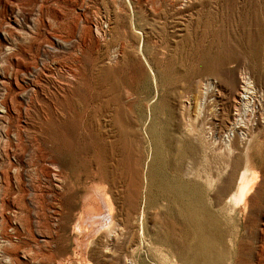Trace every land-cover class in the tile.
I'll return each instance as SVG.
<instances>
[{"label": "rangeland", "instance_id": "374dc122", "mask_svg": "<svg viewBox=\"0 0 264 264\" xmlns=\"http://www.w3.org/2000/svg\"><path fill=\"white\" fill-rule=\"evenodd\" d=\"M119 125L134 167L164 129L232 264H264V0H0V264H158L167 201Z\"/></svg>", "mask_w": 264, "mask_h": 264}, {"label": "bare ground", "instance_id": "6f19581e", "mask_svg": "<svg viewBox=\"0 0 264 264\" xmlns=\"http://www.w3.org/2000/svg\"><path fill=\"white\" fill-rule=\"evenodd\" d=\"M110 75L111 74L107 69L100 71L101 77L100 76L99 77L101 78L102 83L108 82L110 79ZM107 87L109 88V86ZM109 100L108 102L111 101ZM105 102H107V100ZM104 108L106 109L107 107ZM8 110L9 109L6 110L7 113ZM101 110H103V108ZM115 118H117V116ZM117 132L119 135L118 137L121 139L120 142L124 146L123 150H125L124 152H126L124 153L125 155L122 153L125 156L124 158L125 162H123L124 169L122 168V170H125L126 173L129 174L130 171L132 172L134 169H136L137 171H142L144 175L146 174V177L144 176L145 177L144 186L147 189L146 196L148 198V202H153L156 195L161 196L165 201H167V205L166 207H164L165 213L163 214L161 219L162 225L161 228L159 229L160 231L157 233V235H155L154 238H152L153 239L152 242L156 246L155 249L156 252L154 251L153 254L156 258L157 263L171 264L173 262V264H232V260H233L232 241H233L234 231L230 227V224L227 223L226 217L224 216V214H226L227 212V209L225 205L218 206V209H215L214 205L209 201V199L206 198V194H205L206 192L203 186H201L199 183L195 182L194 180L190 179L191 176L188 175L189 174L188 172L186 171L183 172L184 170H186L184 169L185 167H183L184 165L181 166L180 162L176 163L171 161V156L173 152L172 145L171 146L169 145L167 147L163 146V142H165V137H167L166 134L167 132L163 129V131L162 132L160 131L161 133L158 134L156 130H154V128L151 130L153 137L152 139H154L155 142L153 148V156L148 163L145 162L144 164L142 162L141 163L139 162L140 164L139 166L137 164V167H134L135 164L133 165V162L135 161L132 162L130 158L129 153L131 152L132 148L126 137L127 131L125 132V129L120 126L118 127ZM111 141L112 140H110V142ZM110 147L112 148L111 145ZM192 151H193L192 145L185 141L182 142L178 148V154L181 157L185 155H191ZM137 173H141V172H137ZM120 176L122 175L120 174ZM133 176L135 175L133 174ZM250 177H251L250 171H244L243 173H241L238 180L239 185L236 194V196H238V200L239 197L244 193V191L247 190L246 181ZM124 179L126 180V177H124ZM131 186L133 185L131 184ZM132 190H136V188ZM131 197L132 195L130 196V198ZM135 204L137 203L135 202ZM131 207H136V206L133 205ZM19 243L20 242H18V244ZM16 252L17 251L11 254V258L13 261L17 262V260L20 259L18 255L19 252L18 254ZM35 255L37 256L38 253H36ZM62 261H65V259ZM60 264H62L61 261Z\"/></svg>", "mask_w": 264, "mask_h": 264}]
</instances>
